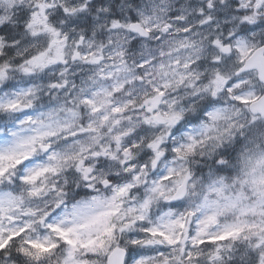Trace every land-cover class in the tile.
<instances>
[{
	"label": "clouds",
	"instance_id": "obj_1",
	"mask_svg": "<svg viewBox=\"0 0 264 264\" xmlns=\"http://www.w3.org/2000/svg\"><path fill=\"white\" fill-rule=\"evenodd\" d=\"M0 101L2 222L24 229L0 264H108L69 260L51 226L86 243L77 226L107 212L109 247L127 249L145 225L192 231L207 203L257 202L264 0H0ZM25 240L54 247L34 260ZM223 264H264V246L240 239Z\"/></svg>",
	"mask_w": 264,
	"mask_h": 264
},
{
	"label": "snow or ice",
	"instance_id": "obj_2",
	"mask_svg": "<svg viewBox=\"0 0 264 264\" xmlns=\"http://www.w3.org/2000/svg\"><path fill=\"white\" fill-rule=\"evenodd\" d=\"M52 39L49 47L59 43L56 33L48 29ZM2 103V101H0ZM5 154L0 152V158ZM13 153L8 152L7 158L11 159ZM258 200L253 205H244L240 198H224L222 201L207 203L196 228L189 230L188 217H179L162 222L160 225L149 228L144 226L146 235L152 237L148 240H132L131 245L125 248H110L109 242L113 237L115 225L110 223V214L101 213L86 224L78 225V229H89L91 238L85 243L78 238H70L76 229L62 230L51 226L52 231L70 248L69 260L72 254L83 248L92 252H101L107 256L108 264H223V255L228 248L240 239H256V246H264V176L253 174L249 181ZM4 208L0 205V253L7 251L8 246L19 239L24 229H5L3 226ZM233 213L235 219L231 222L220 223L219 217L227 213ZM189 216L192 213L188 214ZM258 216L259 220H249L248 216ZM11 219V217H9ZM7 233V235H5ZM18 251L31 259L39 260L41 256L48 253L53 244L39 241L25 240ZM166 246L171 251L164 254ZM159 255H156V251ZM205 253H207L205 255ZM66 264L68 262L66 261Z\"/></svg>",
	"mask_w": 264,
	"mask_h": 264
}]
</instances>
